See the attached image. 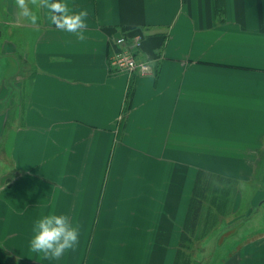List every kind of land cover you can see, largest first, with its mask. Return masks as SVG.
<instances>
[{"label": "crops", "instance_id": "1", "mask_svg": "<svg viewBox=\"0 0 264 264\" xmlns=\"http://www.w3.org/2000/svg\"><path fill=\"white\" fill-rule=\"evenodd\" d=\"M51 2L86 12L83 40L45 7L29 3L31 22L0 0V91L13 79L10 100L0 95V258L174 264L198 172L257 178L264 0ZM121 34L143 36L154 74L111 73ZM262 205L248 203L263 218L222 264H264ZM53 213L80 226L58 260L29 247L34 222Z\"/></svg>", "mask_w": 264, "mask_h": 264}, {"label": "rangeland", "instance_id": "2", "mask_svg": "<svg viewBox=\"0 0 264 264\" xmlns=\"http://www.w3.org/2000/svg\"><path fill=\"white\" fill-rule=\"evenodd\" d=\"M12 30L13 28L10 29L7 26L6 31H8V34ZM140 37L143 40V36L140 35ZM116 48L115 43H113L108 55V61L111 52ZM149 59L154 64L157 58L149 57ZM14 69L12 67L11 71L13 72ZM12 82L13 79L7 78V82L4 85L6 92L4 90L0 91V95L6 97L8 101L10 100L11 91H13L10 88L13 84ZM262 150L259 158L261 161L258 163L257 178L249 182L252 186L247 184L245 180L234 178L232 179L235 182L230 180L220 183L217 181L216 175L211 174L209 176L210 190L203 201V211L199 226L197 231L191 236V241L187 242V247L182 249L183 254L179 257V264L181 261L183 264H222L232 246L239 240L241 235L239 230L244 232L246 229L254 227L256 220L262 217L263 212L257 213L256 211L257 214H255V211L248 206V203L253 198L254 208L259 209L258 206L262 205V200L264 199V147ZM238 192L242 194L238 196ZM236 208H238L237 211L235 210ZM262 210H264V204L262 205ZM249 219L251 220L248 221ZM245 220L248 222L244 224ZM240 225L242 226L239 229ZM0 260L2 264H17L4 257L0 258Z\"/></svg>", "mask_w": 264, "mask_h": 264}, {"label": "clouds", "instance_id": "3", "mask_svg": "<svg viewBox=\"0 0 264 264\" xmlns=\"http://www.w3.org/2000/svg\"><path fill=\"white\" fill-rule=\"evenodd\" d=\"M20 14L35 22L37 17L29 8V3L36 7L49 9L52 22L61 30L74 33L83 40L86 24V12L73 14L62 3H52L51 0H16ZM33 235L29 241L33 253L42 254L46 259L58 260L63 254L74 249L79 243L80 226L73 225L65 214L45 215L34 222Z\"/></svg>", "mask_w": 264, "mask_h": 264}, {"label": "built area", "instance_id": "4", "mask_svg": "<svg viewBox=\"0 0 264 264\" xmlns=\"http://www.w3.org/2000/svg\"><path fill=\"white\" fill-rule=\"evenodd\" d=\"M115 45L117 48L111 52L108 61L111 73L146 75L155 72V63H151L149 57L143 54L140 35L121 34L116 37Z\"/></svg>", "mask_w": 264, "mask_h": 264}, {"label": "trees", "instance_id": "5", "mask_svg": "<svg viewBox=\"0 0 264 264\" xmlns=\"http://www.w3.org/2000/svg\"><path fill=\"white\" fill-rule=\"evenodd\" d=\"M210 175L211 174H208L205 171L198 172V175L196 177L195 193L190 203L187 221L185 222L183 227L180 248L178 250V254L174 264H179V257L181 256V254H183L182 249H185L187 247V242L191 241V236L197 231L199 220L203 211V201L205 196H207L208 191L210 190ZM230 180L233 181L232 178L217 176V181H219L220 183H225ZM233 182H235V180ZM0 264H2L1 260ZM180 264H183L182 261Z\"/></svg>", "mask_w": 264, "mask_h": 264}]
</instances>
